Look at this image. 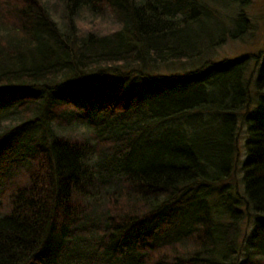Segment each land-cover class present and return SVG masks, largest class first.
<instances>
[{
	"label": "trees",
	"instance_id": "trees-1",
	"mask_svg": "<svg viewBox=\"0 0 264 264\" xmlns=\"http://www.w3.org/2000/svg\"><path fill=\"white\" fill-rule=\"evenodd\" d=\"M216 20L207 0H0V264H264V49L196 64Z\"/></svg>",
	"mask_w": 264,
	"mask_h": 264
},
{
	"label": "rangeland",
	"instance_id": "rangeland-1",
	"mask_svg": "<svg viewBox=\"0 0 264 264\" xmlns=\"http://www.w3.org/2000/svg\"><path fill=\"white\" fill-rule=\"evenodd\" d=\"M207 1L209 2L211 14L216 15L218 18V20L212 22V27L216 30L217 35L222 37L223 32L220 28L222 25L225 28L227 27L228 30L224 42L213 50L205 53L201 59H196V64L199 65L206 60L221 61L228 58H243L249 54H258L260 50L264 49V0H246L245 4L242 3L243 6L240 0ZM240 13H243L246 16L247 21L246 23L239 24L237 27L235 21ZM230 32H233L235 36H229ZM207 43L203 45L205 46ZM249 68L250 71L254 70L253 64L250 65L249 63ZM247 137L246 129L243 128V130H241L240 140L242 154H244V141ZM243 160L244 156L242 155L241 163ZM242 178L243 171L241 167H238L227 182H225L235 189H238V192L243 195L244 184ZM255 222L256 216L251 215L243 223L242 235L238 242L241 249H244V247L253 239L257 226ZM242 253L243 255H247L246 250Z\"/></svg>",
	"mask_w": 264,
	"mask_h": 264
}]
</instances>
